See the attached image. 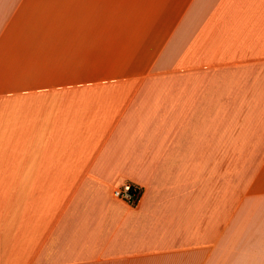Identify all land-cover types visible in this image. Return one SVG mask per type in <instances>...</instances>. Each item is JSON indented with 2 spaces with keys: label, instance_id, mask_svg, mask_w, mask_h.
<instances>
[{
  "label": "crops",
  "instance_id": "1",
  "mask_svg": "<svg viewBox=\"0 0 264 264\" xmlns=\"http://www.w3.org/2000/svg\"><path fill=\"white\" fill-rule=\"evenodd\" d=\"M0 264H264V0H0Z\"/></svg>",
  "mask_w": 264,
  "mask_h": 264
},
{
  "label": "rangeland",
  "instance_id": "2",
  "mask_svg": "<svg viewBox=\"0 0 264 264\" xmlns=\"http://www.w3.org/2000/svg\"><path fill=\"white\" fill-rule=\"evenodd\" d=\"M238 138L239 152L237 164L239 180H241L245 177L246 169L255 165L259 160L256 155L260 154L262 137Z\"/></svg>",
  "mask_w": 264,
  "mask_h": 264
},
{
  "label": "built area",
  "instance_id": "3",
  "mask_svg": "<svg viewBox=\"0 0 264 264\" xmlns=\"http://www.w3.org/2000/svg\"><path fill=\"white\" fill-rule=\"evenodd\" d=\"M113 196L129 204L135 203V187L130 182H125L113 189Z\"/></svg>",
  "mask_w": 264,
  "mask_h": 264
},
{
  "label": "trees",
  "instance_id": "4",
  "mask_svg": "<svg viewBox=\"0 0 264 264\" xmlns=\"http://www.w3.org/2000/svg\"><path fill=\"white\" fill-rule=\"evenodd\" d=\"M141 192H142L141 188L135 187V196L136 197H135V203L134 204H136L137 200L139 199Z\"/></svg>",
  "mask_w": 264,
  "mask_h": 264
}]
</instances>
